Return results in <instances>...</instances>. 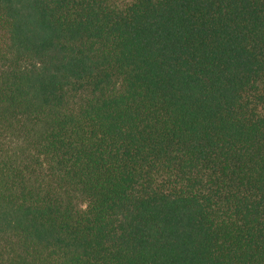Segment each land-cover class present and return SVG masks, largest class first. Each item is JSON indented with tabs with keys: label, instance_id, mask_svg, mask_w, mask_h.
<instances>
[{
	"label": "trees",
	"instance_id": "16d2710c",
	"mask_svg": "<svg viewBox=\"0 0 264 264\" xmlns=\"http://www.w3.org/2000/svg\"><path fill=\"white\" fill-rule=\"evenodd\" d=\"M0 264H264V0H0Z\"/></svg>",
	"mask_w": 264,
	"mask_h": 264
}]
</instances>
